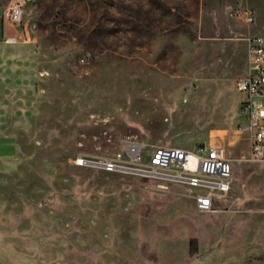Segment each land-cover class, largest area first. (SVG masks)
I'll list each match as a JSON object with an SVG mask.
<instances>
[{
    "label": "rangeland",
    "instance_id": "obj_1",
    "mask_svg": "<svg viewBox=\"0 0 264 264\" xmlns=\"http://www.w3.org/2000/svg\"><path fill=\"white\" fill-rule=\"evenodd\" d=\"M23 20L25 41L0 43L16 142L0 157V264H264V165L237 160L236 89L264 0H26ZM126 138L223 146L230 193L200 213L179 184L71 161Z\"/></svg>",
    "mask_w": 264,
    "mask_h": 264
},
{
    "label": "built area",
    "instance_id": "obj_2",
    "mask_svg": "<svg viewBox=\"0 0 264 264\" xmlns=\"http://www.w3.org/2000/svg\"><path fill=\"white\" fill-rule=\"evenodd\" d=\"M26 0L0 6V43L18 44L26 39ZM247 71L236 81L242 95L238 131L248 140L247 155L238 161L264 165V36L248 39ZM72 163L81 168L152 179L158 187L179 184L200 213H214L232 189L233 162L220 145L204 144L193 150L177 147H146L136 139L121 140L112 153H78Z\"/></svg>",
    "mask_w": 264,
    "mask_h": 264
},
{
    "label": "crops",
    "instance_id": "obj_3",
    "mask_svg": "<svg viewBox=\"0 0 264 264\" xmlns=\"http://www.w3.org/2000/svg\"><path fill=\"white\" fill-rule=\"evenodd\" d=\"M0 141H2V143H5L7 147H10L13 149V153L12 154H8V155H3L0 156L2 158L5 157H12L15 155L16 153V142L14 140H12L9 136L4 134V131L0 129Z\"/></svg>",
    "mask_w": 264,
    "mask_h": 264
}]
</instances>
